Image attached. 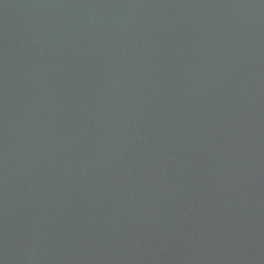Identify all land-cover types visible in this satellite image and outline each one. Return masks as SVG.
<instances>
[{
	"label": "water",
	"instance_id": "water-1",
	"mask_svg": "<svg viewBox=\"0 0 264 264\" xmlns=\"http://www.w3.org/2000/svg\"><path fill=\"white\" fill-rule=\"evenodd\" d=\"M0 264H264V0H0Z\"/></svg>",
	"mask_w": 264,
	"mask_h": 264
}]
</instances>
